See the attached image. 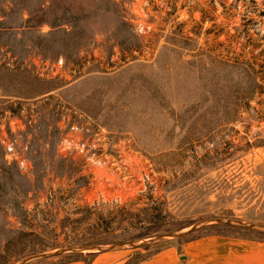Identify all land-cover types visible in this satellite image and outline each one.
<instances>
[{"label": "rangeland", "instance_id": "1", "mask_svg": "<svg viewBox=\"0 0 264 264\" xmlns=\"http://www.w3.org/2000/svg\"><path fill=\"white\" fill-rule=\"evenodd\" d=\"M73 123L101 164L64 149ZM210 218L264 225V0H0V264ZM210 234L264 238L213 224L26 264H132Z\"/></svg>", "mask_w": 264, "mask_h": 264}, {"label": "crops", "instance_id": "2", "mask_svg": "<svg viewBox=\"0 0 264 264\" xmlns=\"http://www.w3.org/2000/svg\"><path fill=\"white\" fill-rule=\"evenodd\" d=\"M132 264H264V238L210 234L169 245Z\"/></svg>", "mask_w": 264, "mask_h": 264}, {"label": "water", "instance_id": "3", "mask_svg": "<svg viewBox=\"0 0 264 264\" xmlns=\"http://www.w3.org/2000/svg\"><path fill=\"white\" fill-rule=\"evenodd\" d=\"M213 224H221V225H227V226H238V227H243V228H248V229L264 230V225H261V224H255V223L245 222V221L236 220V219L210 218V219H205V220L198 222L197 224L189 227L187 230L163 233V234L157 235L156 237L152 239L145 240L140 243L132 240V241H125V242L117 243L111 246H101V245L72 246V247H67V248H61V249H58L52 252L46 251V252L34 254V255H31V256H28L22 259L16 264H26L31 261L37 260V259L50 258V257H55L59 255L69 254V253H79V252L97 253V252L109 251V250L123 248V247H138V246H143L148 243H152L159 239H164V238L180 239V238H183L197 231L201 227H204L207 225H213Z\"/></svg>", "mask_w": 264, "mask_h": 264}, {"label": "built area", "instance_id": "4", "mask_svg": "<svg viewBox=\"0 0 264 264\" xmlns=\"http://www.w3.org/2000/svg\"><path fill=\"white\" fill-rule=\"evenodd\" d=\"M143 30L144 28L141 27ZM71 129L73 131V134L70 136L65 137L64 142H63V147L64 149L68 151H76L80 152L84 155H86L89 159L93 160L97 164H101L102 161L98 160L96 161V152H92L91 148L96 147L95 144L91 145L88 139H82L79 134L80 127L77 123H73L71 126ZM2 144L5 147L6 151V158L10 160L11 162H17L18 165L22 168L27 167V157H26V150L27 146L25 147H20L19 149L17 148L16 141H11L8 140L7 138H4L1 140Z\"/></svg>", "mask_w": 264, "mask_h": 264}, {"label": "trees", "instance_id": "5", "mask_svg": "<svg viewBox=\"0 0 264 264\" xmlns=\"http://www.w3.org/2000/svg\"><path fill=\"white\" fill-rule=\"evenodd\" d=\"M194 238H197V237H195V236L191 237V239H194ZM189 240H190V239H189Z\"/></svg>", "mask_w": 264, "mask_h": 264}]
</instances>
